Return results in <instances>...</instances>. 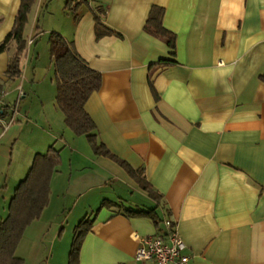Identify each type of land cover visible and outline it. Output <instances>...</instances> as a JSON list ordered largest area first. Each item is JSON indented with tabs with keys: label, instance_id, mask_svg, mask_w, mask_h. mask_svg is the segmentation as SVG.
<instances>
[{
	"label": "crops",
	"instance_id": "1",
	"mask_svg": "<svg viewBox=\"0 0 264 264\" xmlns=\"http://www.w3.org/2000/svg\"><path fill=\"white\" fill-rule=\"evenodd\" d=\"M50 1L37 0L29 15L21 78L6 75L16 44L0 54L1 93L18 109L13 125L0 124V172L9 173L24 150L14 189L3 196L8 207L36 155L52 146L61 152L50 205L16 255L25 264H69L74 230L91 216L79 264H155L135 260L137 236L166 234L167 219L187 246L188 264H264V0H89L105 9L103 24L114 32L100 39L89 7L74 14L49 10ZM20 4L0 0V44ZM154 6L165 9L163 26L176 34L175 50L144 31ZM46 32L73 42L101 73L103 86L85 107L98 142L143 171L160 202L66 126L54 77L43 86L48 77L36 82L35 68L29 76L30 42ZM163 60L174 64L156 67ZM28 100L30 108H21ZM104 201L115 205L96 214ZM152 209L159 225L124 214Z\"/></svg>",
	"mask_w": 264,
	"mask_h": 264
},
{
	"label": "trees",
	"instance_id": "2",
	"mask_svg": "<svg viewBox=\"0 0 264 264\" xmlns=\"http://www.w3.org/2000/svg\"><path fill=\"white\" fill-rule=\"evenodd\" d=\"M37 0H21L20 8L15 19L14 27L5 40L0 44V54L7 52L12 44H16V53L9 62L7 77L21 78L22 58L27 48L25 30L29 23V15ZM82 6L89 7L96 22V35L100 39L111 35L112 32L103 24L102 18L106 11L102 6L93 9L89 0H67L65 9L76 14ZM165 9L154 6L144 31L163 41L170 49H176L177 36L163 26ZM42 30L37 29V34ZM50 54L54 66V80L57 86L56 103L65 117L66 126L77 136H85L95 155L102 156L120 165L142 190L157 202L160 196L147 181L143 171L135 170L125 160L114 155L104 144L98 142L94 133L97 129L93 119L86 111V104L91 96L99 92L103 86V76L97 72L80 56L73 42L66 40L61 34L52 32L50 35ZM174 64L170 60L161 61L156 67ZM264 82V74L260 77ZM150 87L158 100V93L150 79ZM3 86L0 84V93ZM61 165V152L52 146L47 153L38 154L27 177L20 182L14 192L8 208V216L0 223V264H25V260L16 255L17 249L32 223L41 219L43 212L50 205L51 180ZM112 202L104 201L96 214L104 207H113ZM127 217H146L152 219L156 225L160 221L156 210L133 211L125 210ZM94 218L85 217L74 230V239L69 256V264H79L83 243L92 230Z\"/></svg>",
	"mask_w": 264,
	"mask_h": 264
},
{
	"label": "built area",
	"instance_id": "3",
	"mask_svg": "<svg viewBox=\"0 0 264 264\" xmlns=\"http://www.w3.org/2000/svg\"><path fill=\"white\" fill-rule=\"evenodd\" d=\"M33 41L30 42V45ZM17 107H10L5 94H0V124L7 130L15 122ZM166 234L151 237H139L140 245L135 254L138 262L153 261L155 264H188L187 246L181 238L177 226L170 219L165 220Z\"/></svg>",
	"mask_w": 264,
	"mask_h": 264
},
{
	"label": "rangeland",
	"instance_id": "4",
	"mask_svg": "<svg viewBox=\"0 0 264 264\" xmlns=\"http://www.w3.org/2000/svg\"><path fill=\"white\" fill-rule=\"evenodd\" d=\"M67 0H51L48 4L49 6V10H64L65 9V4H66ZM49 33V32H48ZM47 32L44 33V35L42 34V37H38L37 42L34 45H31L30 47V53L31 55H33L35 59H33V62L31 63V72H29V76L32 77V69L35 68V75H37L38 79L36 80V82L38 81H43L42 79H44L45 77L47 78V82L43 85L46 86V84H50V76L54 77V66L52 63V59H51V54H50V34H48ZM40 35V34H39ZM56 84V83H55ZM31 85V83H30ZM37 103V102H36ZM35 103V104H36ZM39 103V102H38ZM24 104H27V109L30 108V100L28 101H22L20 107L22 108L24 106ZM57 104V103H56ZM48 108L53 109L54 106L52 103L47 104ZM36 107H38V105L33 106V109H35ZM58 108V106H57ZM59 109V108H58ZM60 110V109H59ZM25 147V146H24ZM23 147V148H24ZM24 150L20 149L19 152L17 151V158L15 163L12 165L11 170L9 171V173L7 172L5 174V172L3 170L2 173L0 172V219H1V215L5 213V209H7L6 211H8V204L7 202L4 200L3 196L7 197L6 199H9V195L12 191H13V185L14 183H16V179L17 176L19 174V172H17L21 166H22V159L24 157ZM8 179H7V177ZM5 180H7V183L5 184ZM7 185V187H6ZM56 200V199H54ZM75 219L73 217H71L68 220V223L66 224V226L71 227V225L74 224Z\"/></svg>",
	"mask_w": 264,
	"mask_h": 264
}]
</instances>
